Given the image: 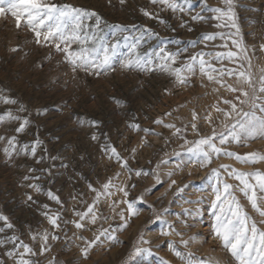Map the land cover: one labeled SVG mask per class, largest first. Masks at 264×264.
<instances>
[{
	"label": "rangeland",
	"instance_id": "1",
	"mask_svg": "<svg viewBox=\"0 0 264 264\" xmlns=\"http://www.w3.org/2000/svg\"><path fill=\"white\" fill-rule=\"evenodd\" d=\"M56 2L71 3L97 12L104 21L101 34L112 42L120 38L117 61L128 52L122 37L138 35V30L144 25L158 35L145 37V42L138 49L141 53L165 46L167 51L172 52L188 49L187 52L181 51L176 67H180L193 53L238 51L232 43L236 40L246 50V53H240V57L246 54L248 59L238 58L235 62L227 59L218 62L211 57L205 59L211 60L217 68L223 66L249 71L259 86L260 70L264 69V48L261 47L264 45V0H232L233 19L224 21L228 27H217L221 21L212 19L217 14L209 10L226 7L223 0H191L188 4L178 0L186 9L183 13H174L162 5L152 4L150 0H125L123 4L120 0ZM141 9H146L166 23L144 16ZM197 13L206 19L193 21L191 17ZM185 22V26L181 27ZM233 22L236 27L230 26ZM90 23H94V20ZM109 25H125L129 30L117 32L114 38V28ZM133 25L135 29L131 27ZM217 32L225 33L224 38L218 36L212 41H202L203 34ZM34 39L27 29L15 26L11 15L0 16V97L7 96L17 101L11 104L0 99V115L11 111L14 116L27 117L30 121L24 132L19 134L15 128L21 121L6 117L0 123V136L16 135L18 148L29 145L27 153H14L8 159L3 152L6 140L0 141V213L8 216L14 225V228H5L0 233V239L6 241L0 244V261L3 264H16L18 257L7 255L14 248L7 238L16 235L33 248L36 254L25 258L35 264H186L185 260L174 255L169 247L170 242H175V247L184 253L191 251L194 261L211 259L219 264H238L213 235L211 201L215 199L212 185L216 180L208 177L211 176V168L221 164H230L243 171H264V162L241 164L234 158L220 156L218 159L213 158L208 167L201 168L186 163L190 153L186 151L189 145L185 144V139L195 141L199 138L191 128L193 109L198 114L195 122L200 135H210L213 126L220 132L223 130L224 117L215 112L213 105L228 108L221 102V97L234 100L238 93H231L226 87L209 82L198 70L184 85L177 84L175 77L166 72L122 70L118 62L115 70L99 77L84 71H78L73 76L62 53L51 45H37ZM191 42H196L195 46ZM78 47L77 44L72 45L73 49ZM13 48H17V51H12ZM41 64L43 67H40ZM224 80L226 84H236L235 76H225ZM214 88H219V91H213ZM21 105L26 111H19ZM243 107L248 111V105ZM165 113L171 115L165 116ZM209 113L211 124L205 119ZM257 114L260 113L257 111ZM157 118L175 124L181 128V132L174 135L175 129L155 124ZM92 121L98 123L94 126ZM233 122L228 121L230 124ZM134 124H138L140 130L131 127ZM143 129H152L155 134H146ZM93 134L96 140L91 139ZM37 138L42 143L37 146L36 155L32 156L31 145ZM106 144L115 146L120 155L128 160L129 167L134 170L131 179L127 169L121 168L115 157L109 159L102 151V146ZM225 147L241 155L248 152L264 153V138L245 139ZM41 157L44 159L37 163ZM30 168L36 171L29 172ZM44 169L48 171H42ZM140 169L149 173L154 171L161 183L156 184L152 174L137 177L135 170ZM118 172L120 176L116 178ZM189 172L192 174L189 175ZM26 175L39 176L40 179L25 181L23 177ZM221 176L234 186L239 184L222 169ZM109 177L113 178L114 184L126 183L129 190L127 199L135 201L139 214L131 217L128 227L119 229L120 218L109 208L111 200L123 199L122 194L115 189H112L114 195L111 198L101 197L97 205V214L108 219H98L95 225L88 223L87 228L81 230L72 223H65L78 219L74 210L83 212L92 203L95 193L89 190L88 183L100 189ZM172 180L176 184L170 188ZM30 183L39 184L41 191L37 193L30 189L27 186ZM181 187L184 190L177 191ZM49 189L59 196L62 205L49 199ZM145 189L151 191L146 192ZM29 193L33 201H27ZM235 194L258 221V227L264 229V225L259 224L264 218L252 211L238 189H235ZM141 195L142 201L137 199ZM257 195H262L259 190ZM45 204L49 205L50 214L60 213V228L53 229L43 215ZM121 207L125 206L120 205L116 209L117 213ZM185 209L188 211L185 212ZM157 215L160 216L159 220H156ZM164 221L175 229L169 236L161 234L162 228L170 230ZM0 227H4L3 221H0ZM102 229H108L109 232L115 230L117 241L102 237L89 250L85 259L80 249L86 246V242L78 237L92 240L94 234ZM44 230L55 233L59 239L50 238V250L41 254V239L38 235L37 240L33 241L31 233L42 234ZM177 232L181 235H176ZM141 233L144 240L150 243L141 242ZM192 236L196 240L190 241L187 248L179 243L181 238L189 239ZM137 247L150 249V253L136 254Z\"/></svg>",
	"mask_w": 264,
	"mask_h": 264
},
{
	"label": "snow or ice",
	"instance_id": "2",
	"mask_svg": "<svg viewBox=\"0 0 264 264\" xmlns=\"http://www.w3.org/2000/svg\"><path fill=\"white\" fill-rule=\"evenodd\" d=\"M120 2L123 4L125 0H120ZM150 2L152 4L162 5L174 13L177 11L183 13L186 10L178 0H150ZM190 2L191 0H184L186 4ZM223 4L226 7L209 9L217 14L212 17V19L221 21L220 24H217V27H228L229 25L224 23V21H232L233 19L232 0H223ZM141 12L146 17L158 19L162 24L166 23V21L159 19L158 16H154L153 13L146 9H141ZM4 15H11L18 29L23 27L31 32L35 37V44L41 46L51 45L57 52L62 53L64 62L70 66L73 76H75L78 71H84L85 73L99 77L108 71L115 70V64L118 62L122 70H138L141 72L159 70L161 72H166L175 77L177 84L184 85L189 83L190 77L194 76L198 70L209 82H214L220 85V87H226L227 91L238 94L234 97V100L221 97V102L229 106L228 108H221L218 104L213 105L215 112L222 114L224 117V121H222L223 130L220 132H217L215 126H213L210 135H200L197 123L195 122L198 114L195 109L192 110L191 128L197 133L199 138L195 141H188L185 139V144L189 145L186 151L190 153V158L186 163L205 168L212 164L213 158L218 159L220 156L234 158L241 164L264 162V153L248 152L241 155L225 147V145L232 142L241 143L245 139H255L257 137L264 138V69L260 70L261 74L258 78L259 86L257 87V81L251 72L227 69L223 66L217 68L212 64L211 60L205 59V57H211L218 62H222L225 59L230 62H235L238 58L248 59L246 54L240 57V53H246V50L243 49L236 40H233L232 43L237 47L238 51L229 50L226 52H216L215 54L212 52L193 53L182 62L180 67H176L175 65L181 51L187 52L188 49H177L175 52H172L167 51L165 46L141 53L138 49L141 44L145 42V37L151 38L153 35H158L154 33L152 29L148 28L147 25H144L138 30V35L122 37L128 52L123 54L117 61L116 57L120 47V38H115L116 33L128 31V26L109 25V27L114 28L112 35L115 38V42L109 41L101 34V24L104 23L103 18L94 10L77 7L71 3H58L56 0H0V16ZM191 19L193 21L205 20L206 17L197 13L193 15ZM93 20L94 23H90ZM185 24L186 22L182 23L181 27H184ZM230 26L236 27L234 22ZM131 27L133 29L136 28L135 25ZM173 31H175V29H173ZM189 31H192V29L189 28ZM237 33H239L238 28ZM218 36L223 39L225 33H205L202 36V41H212ZM191 43L195 46L196 42ZM73 44H77L79 47L73 49ZM224 47L226 48L227 44H225ZM261 47L264 48V45H261ZM12 51H17V48H13ZM47 58L50 57H46V59ZM40 67H43V65L41 64ZM241 67H243V65H241ZM250 67L251 63L249 61V68ZM225 76H235L236 84H226L224 80ZM202 86L204 85L202 84ZM213 91L218 92L219 88H214ZM0 99H2L4 103H17L16 100L10 99L7 96L0 97ZM244 105L249 106L248 111L244 110ZM19 111H26V109L21 105ZM257 111L260 113L259 115ZM169 115H171V113H165V116ZM6 117L8 119L21 121L19 126L15 128L17 134L24 132L25 128L30 124L27 117L21 118L18 115L14 116L11 111L0 115V123H2ZM205 119L211 124V113H209ZM233 120V123H228V121ZM91 123L95 126L98 122L92 121ZM154 123L163 125L169 129H175L174 135L181 132V128L176 127L173 123H165L163 118H157ZM131 127L140 130L138 124L131 125ZM143 131L146 134H155L152 129H143ZM91 139L96 140V135L93 134ZM5 140L6 146L3 148V152L6 158L11 159L14 153L18 155L20 152H28V144H24L22 148H18L16 135L10 137L0 136V141ZM144 142H147L146 139ZM41 143L42 142L38 138L32 142L30 152L32 156L36 155L37 146ZM102 151L108 155L109 159L115 157L116 161L121 165V168L127 169L129 179H131V174L134 170L129 167L128 160L120 155L115 146L109 144L103 145ZM132 151L135 153V149ZM174 154L178 155V153ZM43 159L44 157H41L37 160V163H40ZM52 159L54 160L56 157H52ZM161 162L163 163L166 161ZM177 167H180V165H177ZM221 169L228 177L234 178L239 184L234 186L223 179L221 176ZM35 171L36 169H29V172ZM42 171L47 172L48 170L44 169ZM150 174L154 175L156 184L161 183L159 175L155 174L154 171L149 173L142 169L135 170V175L137 177L142 175L148 176ZM191 174L192 173L189 172V175ZM169 175H171V173H169ZM119 176L120 173H116V178ZM213 178L216 180V183L212 185L215 199L211 201L212 215L214 217V223L212 224L213 235L220 240L222 246L235 257L238 264H264V229L258 227V221L246 210L245 206L235 194V189H238L247 199L252 211L257 213L259 217L264 218V171L259 169L254 171H243L230 164H221L216 168H211V176H209L208 179ZM23 179L25 181L39 180L40 177L26 175ZM253 181L255 182L253 183ZM175 184L176 181L172 180L169 187L171 188L172 185ZM27 186L30 189H34L37 193L41 191V187L37 183H30ZM132 187H135V185H132ZM153 187H155V185H153ZM184 187H187V185ZM88 188L95 193L92 203L88 204L83 212L74 210V215L78 217V219L65 222L74 224L76 229H86L88 223L95 225L98 219H108V217L97 214V205L101 197L111 198L114 195L112 189L121 193L123 197V199L119 200L113 199L109 204V208L120 218L121 223L118 226L119 229L122 230L128 227L131 217L139 214L135 206V201L127 199L129 190L126 183L114 184L113 178L109 177L100 189L93 187L91 183H88ZM183 190V187L177 189L179 192ZM258 190L262 195H257ZM145 191L150 192L151 189H145ZM47 196L57 204L62 205L59 196L55 195L50 189L47 192ZM137 199L142 201L143 195ZM27 201H33V196L30 193L27 194ZM186 203H191V201H186ZM120 205H124L125 207H121L120 211L117 213L116 209L120 207ZM43 208L46 210L43 212V215L52 228H60V223L58 222L61 220L60 213L50 214L49 205L47 204L43 205ZM187 211L188 209H185V212ZM159 219L160 216L157 215L156 220ZM0 221L4 222V227H0V233L4 232L5 228H14L9 217L3 213H0ZM154 222L155 221H150V223ZM164 223L167 224L170 230L166 231L162 228L161 234L169 236L175 229L167 221H164ZM259 224L264 225V219H261ZM114 232L115 230L109 232L108 229H102L98 234H94L92 240H88L83 236L78 237L86 242V246L80 249L82 256L86 259L89 250L96 245L97 242L101 241L102 237H107L110 241H117ZM38 235L41 239V254L50 250V245L48 244L50 238L52 240L59 239L55 233H49L47 230H44L42 234L31 233V239L33 241L37 240ZM176 235L181 234L177 232ZM7 240L11 241L14 245V248L9 251L7 255L17 256L18 259L16 260V264H35L31 259L25 258L28 255L34 256L36 254L28 243L20 240L16 235L8 237ZM140 240L146 244L150 243V241L144 240L143 233L140 235ZM195 240V236L189 237V239L181 238L179 243L187 248L189 242ZM17 241L19 242L17 243ZM5 242V240L0 239V244H4ZM169 247L174 252V255L185 260L186 264H219V262L211 259L194 261L192 259L194 254L191 251L184 253L178 250L175 247V242H170ZM20 249H22V251H20ZM135 252L136 254L143 252L150 253V249L137 247ZM0 264H3V262L0 261ZM165 264H169V262H165Z\"/></svg>",
	"mask_w": 264,
	"mask_h": 264
}]
</instances>
